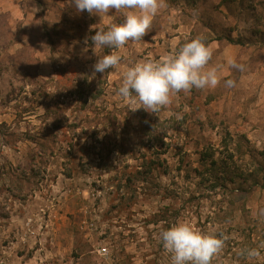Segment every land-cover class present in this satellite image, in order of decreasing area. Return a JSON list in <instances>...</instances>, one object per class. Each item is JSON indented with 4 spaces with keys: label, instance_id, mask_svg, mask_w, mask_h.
I'll use <instances>...</instances> for the list:
<instances>
[{
    "label": "rangeland",
    "instance_id": "374dc122",
    "mask_svg": "<svg viewBox=\"0 0 264 264\" xmlns=\"http://www.w3.org/2000/svg\"><path fill=\"white\" fill-rule=\"evenodd\" d=\"M167 5L93 77L112 49L85 39L122 12L0 0V264H170L159 233L178 222L230 237L213 264H264V0ZM198 36L221 66L215 89L156 114L117 95L129 67ZM251 248L261 256L238 255Z\"/></svg>",
    "mask_w": 264,
    "mask_h": 264
},
{
    "label": "clouds",
    "instance_id": "9594fccd",
    "mask_svg": "<svg viewBox=\"0 0 264 264\" xmlns=\"http://www.w3.org/2000/svg\"><path fill=\"white\" fill-rule=\"evenodd\" d=\"M77 12L108 15L111 10L122 12V23H112L106 30L96 25L91 39L94 49H112L110 54L99 56L93 67L96 73H106L117 67L121 56L115 50L129 42L140 43L149 34L154 18L166 8L167 0H70ZM98 29V30H97ZM213 50L203 37L184 43L173 53L159 61L142 60L129 67L117 89V95L130 99L148 113H158L172 103V97L183 92L188 95L193 89H215L221 83L220 65H210ZM231 67L243 72L245 66L231 61ZM225 86L232 88L236 81L228 79ZM177 118L182 116L177 114ZM264 215V210H261ZM170 264H213L224 250L230 237L224 233H204L188 222H178L159 233ZM264 248V244L260 245ZM260 248L241 249L239 256L252 260L261 256Z\"/></svg>",
    "mask_w": 264,
    "mask_h": 264
},
{
    "label": "trees",
    "instance_id": "16d2710c",
    "mask_svg": "<svg viewBox=\"0 0 264 264\" xmlns=\"http://www.w3.org/2000/svg\"><path fill=\"white\" fill-rule=\"evenodd\" d=\"M17 34V33H16ZM45 38L47 39V47L51 50V51H53V49L55 50L56 49V47H57V45L55 44V39H53V37L51 38V36H49V35H46L45 34ZM53 39V40H52ZM11 178H12V180H10V182H11V187L14 189V191H13V193L15 192V193H22L23 192V188H22V186H17V184L19 183V182H17L16 181V179L14 178V176L13 175H11ZM15 181H14V180ZM13 196H16V195H13Z\"/></svg>",
    "mask_w": 264,
    "mask_h": 264
},
{
    "label": "built area",
    "instance_id": "2783aa9c",
    "mask_svg": "<svg viewBox=\"0 0 264 264\" xmlns=\"http://www.w3.org/2000/svg\"><path fill=\"white\" fill-rule=\"evenodd\" d=\"M99 253H101V254H105L106 253V249H101L100 251H99Z\"/></svg>",
    "mask_w": 264,
    "mask_h": 264
}]
</instances>
